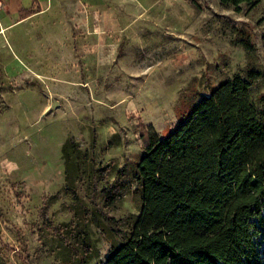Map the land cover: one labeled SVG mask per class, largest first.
Returning <instances> with one entry per match:
<instances>
[{"label":"rangeland","instance_id":"obj_1","mask_svg":"<svg viewBox=\"0 0 264 264\" xmlns=\"http://www.w3.org/2000/svg\"><path fill=\"white\" fill-rule=\"evenodd\" d=\"M50 7L49 16L14 19L0 36V264L80 262L73 224L89 232L100 251L90 264L99 263L111 228L100 189L126 166L127 188L105 212H136L130 171L142 155L140 132L165 135L248 67L261 73L254 93L264 92V0L238 9L220 0L42 1ZM67 185L99 210V227L86 212L73 217ZM43 214L72 227L60 238ZM256 241L264 261V232Z\"/></svg>","mask_w":264,"mask_h":264},{"label":"trees","instance_id":"obj_2","mask_svg":"<svg viewBox=\"0 0 264 264\" xmlns=\"http://www.w3.org/2000/svg\"><path fill=\"white\" fill-rule=\"evenodd\" d=\"M254 1L220 3L238 9ZM258 23L264 27V12ZM238 44L253 57L248 39ZM260 77L248 67L202 96L165 135L140 132L142 155L130 171L136 212L118 219L105 212L127 188L123 166L100 189L98 211L111 228L103 233L109 247L97 264H264L256 241L264 232V92L254 93ZM104 170L96 171L100 178ZM66 190L75 201L73 217L86 212L99 227L98 211H89L70 185ZM43 221L60 238L72 227ZM72 228L82 247L74 264H90L100 251L88 231Z\"/></svg>","mask_w":264,"mask_h":264},{"label":"crops","instance_id":"obj_3","mask_svg":"<svg viewBox=\"0 0 264 264\" xmlns=\"http://www.w3.org/2000/svg\"><path fill=\"white\" fill-rule=\"evenodd\" d=\"M42 1L44 0H5L9 13L0 11V36L5 34L7 27L13 24L12 21L14 19H17L16 21L19 23L43 14H46L45 17L49 16V14L52 13V11H50L52 8H42ZM52 5L53 4H51V6ZM28 9H31L32 13L23 18L21 16V11ZM17 26L18 24H15L12 28H16Z\"/></svg>","mask_w":264,"mask_h":264},{"label":"built area","instance_id":"obj_4","mask_svg":"<svg viewBox=\"0 0 264 264\" xmlns=\"http://www.w3.org/2000/svg\"><path fill=\"white\" fill-rule=\"evenodd\" d=\"M2 8H3V1L0 0V11L2 10Z\"/></svg>","mask_w":264,"mask_h":264}]
</instances>
